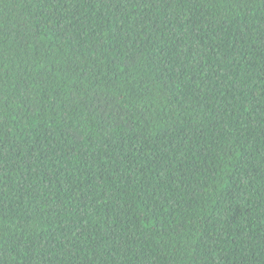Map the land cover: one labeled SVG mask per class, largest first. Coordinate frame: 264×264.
Wrapping results in <instances>:
<instances>
[{
	"label": "trees",
	"instance_id": "16d2710c",
	"mask_svg": "<svg viewBox=\"0 0 264 264\" xmlns=\"http://www.w3.org/2000/svg\"><path fill=\"white\" fill-rule=\"evenodd\" d=\"M0 264H264V0H0Z\"/></svg>",
	"mask_w": 264,
	"mask_h": 264
}]
</instances>
